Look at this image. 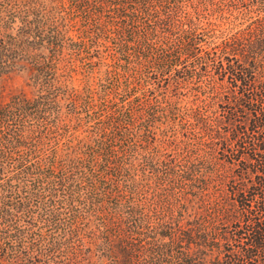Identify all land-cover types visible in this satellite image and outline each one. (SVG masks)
I'll use <instances>...</instances> for the list:
<instances>
[{"label": "trees", "instance_id": "obj_1", "mask_svg": "<svg viewBox=\"0 0 264 264\" xmlns=\"http://www.w3.org/2000/svg\"><path fill=\"white\" fill-rule=\"evenodd\" d=\"M84 260L264 264V0H0V264Z\"/></svg>", "mask_w": 264, "mask_h": 264}, {"label": "rangeland", "instance_id": "obj_2", "mask_svg": "<svg viewBox=\"0 0 264 264\" xmlns=\"http://www.w3.org/2000/svg\"><path fill=\"white\" fill-rule=\"evenodd\" d=\"M98 72H102V69H100ZM98 75H97V72H95V83H97V77ZM123 76H125L124 74L123 75H121V72H119V76H118V87L115 89V91H114V93H115V96L118 94V93H120L121 92V88L123 87L122 85H121V78H123ZM26 76H25V73H19V74H17L13 79H12V81L5 87V92L6 91H9L10 89L11 90H19L20 88H23L24 90H25V81H26ZM75 78H76V82H75V84L77 85H79V86H81V78H82V75H79V74H77L76 76H75ZM99 81V80H98ZM96 86V85H95ZM109 97L110 98H112L113 97V95H112V93L110 94V96L108 95L107 96V101H109ZM84 262V264H85V260L84 261H82V263Z\"/></svg>", "mask_w": 264, "mask_h": 264}]
</instances>
